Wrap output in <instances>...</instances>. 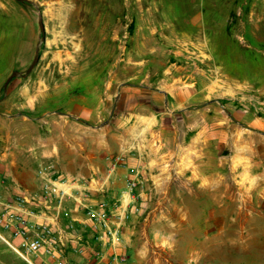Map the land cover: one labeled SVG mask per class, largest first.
<instances>
[{
	"label": "rangeland",
	"instance_id": "1",
	"mask_svg": "<svg viewBox=\"0 0 264 264\" xmlns=\"http://www.w3.org/2000/svg\"><path fill=\"white\" fill-rule=\"evenodd\" d=\"M38 11V61L4 88L32 62ZM95 101L107 163L137 180L127 210L121 186L103 205L126 264H264V0H0V117ZM14 129L0 123L4 150ZM0 264L27 263L0 241Z\"/></svg>",
	"mask_w": 264,
	"mask_h": 264
},
{
	"label": "crops",
	"instance_id": "2",
	"mask_svg": "<svg viewBox=\"0 0 264 264\" xmlns=\"http://www.w3.org/2000/svg\"><path fill=\"white\" fill-rule=\"evenodd\" d=\"M129 89L139 91L147 87L138 84L130 85ZM121 90L123 91L122 88ZM34 98L21 106L30 108V110L34 109L36 106ZM15 106L17 108L15 113L0 117L1 124L15 127L10 136V143H7L9 150L2 148L4 139L0 136V193L2 196L11 198L23 189L38 190L43 179L37 174V170L43 169L47 175L73 181L71 186L76 188L73 190L74 195L75 192L84 191L89 198L87 201L94 206L103 203L102 205L106 204L111 208L115 203L113 200L115 195L112 194L119 191L117 188L121 186L124 188L125 197L128 198L123 208L127 210L130 207L132 195L128 191V185L132 180L137 183V180L130 174L132 168L130 169L129 162L126 163L123 158V163L111 170L110 162L107 163V158H105L110 150L108 129L113 122V116L110 117V112H106L107 104L95 101L90 107L77 105L71 110L59 111L71 116L56 111L25 116L18 114L20 111L24 112L23 108L20 109V104ZM142 109L144 108L139 106V111L130 116V119L138 121L147 118L150 112ZM105 112L106 117H104ZM104 124V128L99 127ZM20 126H28L29 130H21ZM128 133L124 132L119 136L127 137ZM115 136L117 138L116 134ZM124 172L130 178L124 185L122 183L118 185L117 177L122 176ZM105 191L111 196L104 195ZM73 203V200H68L65 204L67 207L71 205L75 207ZM118 212L119 216H122L120 211L114 210L115 214ZM73 216L85 223L89 222L81 211L73 212ZM78 226L82 227L80 223ZM103 247L106 253L102 264L109 263L108 256L114 250L124 252L125 248L119 242L114 246ZM63 256L67 258L69 264L81 263L82 256L75 252L70 244L65 246ZM86 256H91V254L87 253Z\"/></svg>",
	"mask_w": 264,
	"mask_h": 264
},
{
	"label": "built area",
	"instance_id": "3",
	"mask_svg": "<svg viewBox=\"0 0 264 264\" xmlns=\"http://www.w3.org/2000/svg\"><path fill=\"white\" fill-rule=\"evenodd\" d=\"M122 163L123 158L117 155L109 168ZM37 174L43 179L38 190L23 189L11 198L0 193V241L27 264H69L63 256L69 244L82 256L80 264H102L106 253L103 246L119 242L120 221L113 219L102 204H89L84 191L74 195L73 181L47 175L43 169ZM135 186L136 182L130 181L128 191L132 193ZM68 200L74 201L75 211H81L88 223L69 215ZM79 223L89 228L90 237L78 231ZM108 257V264H126L125 252L114 250Z\"/></svg>",
	"mask_w": 264,
	"mask_h": 264
},
{
	"label": "water",
	"instance_id": "4",
	"mask_svg": "<svg viewBox=\"0 0 264 264\" xmlns=\"http://www.w3.org/2000/svg\"><path fill=\"white\" fill-rule=\"evenodd\" d=\"M38 25H39V28L41 30V38H40L39 42L36 45L35 54H34V57L32 59L31 64L29 65V67L27 68L26 72H24V73H22L21 71H18V70H13L10 73V75L6 78V80L4 81V84H3L4 88H6L8 82L10 81L11 78H13L15 76H25V75H27V73L30 72V70L33 68V66L38 61V58H39V46L41 45V43L44 40V31H45L44 24H43V21H42V16H41L39 11H38ZM57 112L61 113V114H66V115L71 116L70 114H67V113H63V112H59V111H57ZM18 114L28 116V114L26 112H23V111H20Z\"/></svg>",
	"mask_w": 264,
	"mask_h": 264
}]
</instances>
